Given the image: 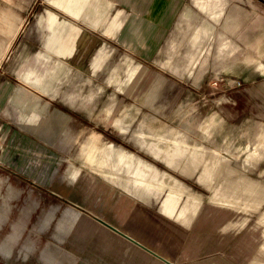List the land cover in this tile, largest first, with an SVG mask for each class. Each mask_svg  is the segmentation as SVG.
<instances>
[{
    "label": "rangeland",
    "instance_id": "1",
    "mask_svg": "<svg viewBox=\"0 0 264 264\" xmlns=\"http://www.w3.org/2000/svg\"><path fill=\"white\" fill-rule=\"evenodd\" d=\"M259 3L230 0L213 21L186 0V17L143 61L63 8L0 0V264H264ZM197 25L205 31L190 41ZM92 135L93 166L81 153ZM108 143L165 174L116 162ZM159 221L179 226L178 243Z\"/></svg>",
    "mask_w": 264,
    "mask_h": 264
},
{
    "label": "crops",
    "instance_id": "2",
    "mask_svg": "<svg viewBox=\"0 0 264 264\" xmlns=\"http://www.w3.org/2000/svg\"><path fill=\"white\" fill-rule=\"evenodd\" d=\"M49 1L54 4L52 5ZM213 1H215V3H213ZM219 1L220 0H191V4L199 7L200 12L205 13L206 18H210L213 21H215L216 17H218L221 14L226 4L230 2V0H221L220 3ZM261 1L264 4V0H259L260 3ZM44 2H46L52 8H63L62 13H64L67 16L74 18H76L77 16L78 18H81L80 20L77 21H79L80 24L84 25V27L86 28L88 26L94 28L101 26L102 31L100 35L102 36V40H104V38L107 39V41L111 42L113 45L117 46L118 48H122L126 50L134 57H137L143 61L150 59V57L157 52L158 48L161 45L162 40L167 36L168 32L172 29L171 27L174 24V22L176 24V21L179 17L184 19L187 14L186 12L187 8L185 7L186 0H44ZM223 2L225 4H223ZM86 6H88L87 8L88 10L93 11L92 18L91 16L88 15V11H86ZM68 7H78V14L75 15V12ZM237 8L238 6L232 9L233 14L236 13L235 11ZM214 9H217L219 13L217 14V12H215ZM256 10L259 12L261 11L258 9ZM229 17H230V12H229ZM260 19L261 16L259 17V20ZM204 31H205V27H203L202 25L195 26L194 31L191 34L190 41L191 39L192 40L196 39V37L202 34V32ZM223 31L225 32L229 30L227 27H224ZM218 36L220 37V33H218ZM223 41H225L224 37H223ZM221 47L222 44L218 47L216 53L214 54L212 65L215 70H218V68L221 67L223 64L221 63L223 62L222 61L223 57L221 55ZM68 56L69 54H65L64 58ZM126 58H128L130 62H133L132 71L134 70L137 71L138 62H134L133 58L130 57H126ZM243 58H244L243 63L244 64L247 63L245 62V55L243 56ZM165 66L166 65H164L163 67ZM95 68L97 67L93 66L92 68H90V71L93 72ZM171 72L174 73L175 71L171 70ZM131 91H132L131 88L128 87V91L125 93L130 94ZM120 131L121 133H125L124 129H120ZM95 140H96L95 135H92L87 141V143L83 145L82 148L83 150L81 152L83 158L85 159V162L91 164L92 166L94 165V163H92L94 153L101 149L99 148V146L95 145ZM137 146L140 149H145V152L148 153L152 158L161 161L158 152L150 149L148 146H144L142 142L141 143L137 142ZM102 150L107 151V154L115 158L116 162L119 163L122 162L126 165H132V166L134 165V167L138 168V171L142 173L146 172L147 175L149 174V175L157 176V174L159 175L165 174L164 171H160L151 162L145 161L137 154L126 150L124 147L120 145L115 146L112 143H108L106 144L105 147H103ZM167 160L168 163H165L163 160L162 161L167 166L171 168H175V163L169 158H167ZM97 167H100V164H98ZM181 170L182 169L179 168V171L183 175H187V176L190 175L187 173L186 170L184 171ZM198 181L204 185L202 177H200ZM245 183L246 185L249 184V182L247 181H245ZM135 189L136 188L133 187L134 191H136ZM134 191L129 190L127 192L132 194ZM161 205H162L161 206L162 212L161 211L160 212L163 215L165 213L171 214L170 205H163V202L161 203ZM177 216H179V214ZM180 220L182 221V219ZM183 223L184 224L180 223L182 224L181 226L186 227L185 224H187L188 221H184ZM158 224L161 226V230L167 229L169 234H172V232H170L169 229L174 228L175 231L174 234L176 236V239H174V241L176 243L179 242L181 238L179 226L178 228L174 224L172 226V223L169 221L167 222L159 221ZM126 239L130 242H132L133 240L132 237L130 236H127ZM136 242L139 241L135 240L134 242V244H136L139 247L145 246L141 242H139V244ZM123 246L125 247L124 244ZM98 261L101 262V264H121L124 261L125 262L127 261V257L110 256L106 260H101V261L94 260V264H97Z\"/></svg>",
    "mask_w": 264,
    "mask_h": 264
},
{
    "label": "water",
    "instance_id": "3",
    "mask_svg": "<svg viewBox=\"0 0 264 264\" xmlns=\"http://www.w3.org/2000/svg\"><path fill=\"white\" fill-rule=\"evenodd\" d=\"M136 243H138V244H139V242H136Z\"/></svg>",
    "mask_w": 264,
    "mask_h": 264
}]
</instances>
